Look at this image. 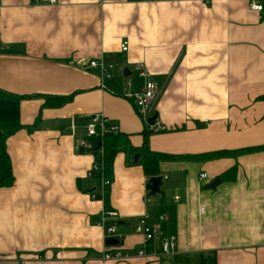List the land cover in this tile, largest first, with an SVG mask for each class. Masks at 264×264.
<instances>
[{"label":"crops","instance_id":"0c3cea01","mask_svg":"<svg viewBox=\"0 0 264 264\" xmlns=\"http://www.w3.org/2000/svg\"><path fill=\"white\" fill-rule=\"evenodd\" d=\"M251 1L0 0V89L29 97L5 140L14 181L0 188V264H264V151L192 159L264 145V0L260 13ZM91 60L111 64L110 77ZM146 81L161 88L152 112L162 131L129 97ZM47 97L70 99L45 107ZM97 114L133 149L173 157L159 162V194L120 149L105 202L90 198L94 156L76 143ZM103 207L119 214L118 249L147 256L101 260ZM139 220L157 228L152 241L134 232ZM166 238L174 254L153 255Z\"/></svg>","mask_w":264,"mask_h":264},{"label":"built area","instance_id":"2783aa9c","mask_svg":"<svg viewBox=\"0 0 264 264\" xmlns=\"http://www.w3.org/2000/svg\"><path fill=\"white\" fill-rule=\"evenodd\" d=\"M152 1V0H149ZM51 4H54L56 0H49ZM248 9L253 12H262L263 6L253 0L248 4ZM120 53L124 54L128 50V43L122 42L119 45ZM89 67L97 68L100 73V78H109L111 75V70L113 66L111 64H107L102 60H91L89 61ZM133 69L142 77H146L147 70L145 66L141 63H137L133 66ZM127 86L130 85V82L126 83ZM161 92V88L153 81H146L143 87L135 92L129 97L133 100L136 108L140 110L145 117H151L153 115L152 109L154 107L155 101L159 97ZM155 124L151 127H148L156 131H162V128L155 127ZM84 128V136L79 139L76 143V149L79 153L82 154H91L94 156V161L89 169L87 174V178L94 181L95 185L92 190L89 192L90 198L92 200H97L102 203L105 202L109 188L112 184V180L110 177L105 175L104 169V160H105V152L104 148H96L95 142L97 140H102L105 136L108 135H117L119 133L118 127L113 124L108 118L104 117L101 114L93 115L84 120L83 124ZM71 129L74 130V126H71ZM207 178L206 173H201L199 175V180L203 181ZM178 197H175V200H178ZM167 217L162 216L160 220L166 221ZM119 220V214L112 209L109 208H101L99 210V219L95 223L96 226L101 228L103 233V239L105 241V248L101 254V260L103 261H119V260H127L131 257H145L147 256V249H140L135 252H124L121 249H118L120 241L122 239V235L117 230V221ZM134 232L136 234L142 235L144 238V242H149L154 239L155 234L157 233V228L148 225L145 220H139L134 227ZM114 239L119 242L118 245L108 246L106 245V240ZM177 242L175 238H166L163 239L160 245V250L157 253H154L155 256H164L169 257L174 254ZM207 264H211L208 262Z\"/></svg>","mask_w":264,"mask_h":264},{"label":"trees","instance_id":"16d2710c","mask_svg":"<svg viewBox=\"0 0 264 264\" xmlns=\"http://www.w3.org/2000/svg\"><path fill=\"white\" fill-rule=\"evenodd\" d=\"M28 96H19L13 93H9L0 89V188L10 187L14 181L11 162L5 149V140L7 137L15 133L21 128L19 124V103ZM264 99V96L262 97ZM70 97H47L45 107L61 106ZM96 148H104L105 160L104 169L105 175L109 177V173L112 167V161L115 153L120 149H128L131 155L140 154V165L143 168L145 175L151 177L158 176L159 174V162L173 157L164 156L150 152L146 147L133 149L129 146V142L125 136L120 135H108L100 142H95ZM264 151V145L257 148L245 149L239 151H222L212 154H205L197 157H192L195 160H207L211 158L234 156L236 154L250 153L255 151ZM236 176V169L232 168L221 175L223 181H233Z\"/></svg>","mask_w":264,"mask_h":264},{"label":"water","instance_id":"95a60500","mask_svg":"<svg viewBox=\"0 0 264 264\" xmlns=\"http://www.w3.org/2000/svg\"><path fill=\"white\" fill-rule=\"evenodd\" d=\"M156 119H157V114L154 113L151 117L146 119L145 123L148 127H151L155 124ZM140 157H141L140 154H135L132 157V163L136 164L138 160L140 159ZM220 183H221V180L219 178H216L209 185H207L205 189L206 190L215 189ZM161 186H162V177L155 176V177H151L148 179L145 189L146 191H148L149 195L153 196L155 194L160 193ZM118 244L119 242L114 239L106 240V245L108 246H115Z\"/></svg>","mask_w":264,"mask_h":264}]
</instances>
